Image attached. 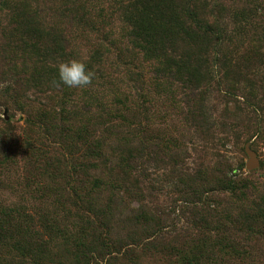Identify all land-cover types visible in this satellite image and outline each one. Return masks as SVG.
<instances>
[{
	"label": "trees",
	"instance_id": "1",
	"mask_svg": "<svg viewBox=\"0 0 264 264\" xmlns=\"http://www.w3.org/2000/svg\"><path fill=\"white\" fill-rule=\"evenodd\" d=\"M16 4L19 0L10 2ZM21 8L0 20V105L10 103L26 113L25 130L32 136L25 146L51 160L54 176L70 163L74 191L68 195L58 187L59 197L79 209L83 232L74 245L67 239V256L51 258L44 239H34L32 223L10 224L13 211L7 210L0 217V250L6 251L0 264H144L143 259L156 256L163 258L158 264H226L223 258L249 255L239 249L243 237L236 236L250 239L261 233L264 194L262 200H248L237 178L229 176L231 165L212 151H207L208 167L216 174L210 178L206 166V177L183 199L199 198V221L204 225L210 218L213 232L199 239L171 236L161 226L163 215L153 218L157 210L145 203L130 204L126 219L116 216L121 202L128 204L125 199L145 200L140 186L147 184V168L157 153L174 168L187 153L175 137L134 143L148 131L150 111L160 115L165 108L178 109L185 128L201 141L202 153L214 143L217 130L243 145L264 132V0H101L86 25L101 31L106 44L84 57L76 49L81 23L68 18L73 30L66 32L38 7ZM112 55L115 62L107 60ZM69 59L82 61L94 73L89 86L53 83L58 64ZM119 75L128 78L126 93L113 91ZM22 85L46 95L38 112L30 110ZM108 90L115 95L110 101L104 97ZM132 110L144 120L129 121ZM221 118L231 122L220 123ZM13 131L11 119L0 117V135ZM102 167L116 181L95 176ZM102 188L109 190L105 199L89 196ZM208 190L214 200L206 196ZM212 204L215 210L206 211ZM184 238H189L185 246L177 247Z\"/></svg>",
	"mask_w": 264,
	"mask_h": 264
},
{
	"label": "rangeland",
	"instance_id": "2",
	"mask_svg": "<svg viewBox=\"0 0 264 264\" xmlns=\"http://www.w3.org/2000/svg\"><path fill=\"white\" fill-rule=\"evenodd\" d=\"M11 1L0 0V20L2 22L7 14L11 12V9H23L21 8L22 6L25 8L38 7L42 10L46 19L59 25L61 24L66 32L73 30L72 26L67 22L68 18L81 23L76 28L78 35L76 49L81 56L84 57L89 52L91 54L97 49L96 46L98 44H106L103 41L101 31L99 32L97 29L92 31V27L86 25L93 22L90 17L96 16L101 6V0H19V4L14 5V8L10 5ZM114 24L118 26L117 23L114 22ZM116 26H114L115 31H117ZM111 39H113V36L110 37ZM115 39L117 41L118 35L115 36ZM109 58L107 60L115 62L114 55ZM112 71H114V68ZM118 79H120L117 82L118 89L114 88L113 91L118 94L120 92H128L130 90L129 87H131L129 82H127L128 78L119 75ZM21 88L22 92H24L23 96H27L31 101L30 110L32 112H38L41 108V103H47L45 100L46 95H40L36 89H27L24 85ZM113 91L108 90L104 92L106 101L114 98ZM3 101L0 99V104H3ZM121 101L122 99L120 98ZM12 105L10 103L8 107L0 105V117H5L7 120L11 119L14 125V133L10 136L0 135V217L1 213L7 216V210H12V222L10 224L21 225L24 223L30 225L32 223L34 239H44L43 243L47 246L46 255L55 259L61 258L64 255L67 256V239L69 245H74L77 238L83 232L82 222L78 216L80 215L79 209L67 206L65 200L59 197L58 187L63 188L67 194L74 191L73 181L70 177V163H67V165L62 164V172L59 176H54L52 173L57 171L50 167L51 160L46 159L42 155H33L35 153L30 151L28 146H25V139L29 140L32 136L28 130H25L27 115L24 111L16 109ZM218 106V111L222 112L224 106L222 104ZM231 107L234 109L233 105ZM148 108L152 107L148 105ZM156 112L150 111L149 124H147L149 125V129L145 133L138 134L135 137L134 143L137 145L141 140L150 141V144L161 141L167 142L169 138L175 137L179 141V145L181 143L184 144L187 153L185 156H182L180 159L181 164L176 168L173 165L171 167L167 161H161L158 155L160 153H157L155 159L149 162L147 168L149 177L147 184L145 187L140 186L141 194L144 195L145 200H140L139 196H135L134 200L125 199L128 200V204L126 205L125 201L121 202L119 206L120 211L116 216L118 220L126 219L129 215L130 204L137 208L145 203L150 209L157 210L156 214L150 213L154 215L153 218L158 219L160 214L163 215L165 223L161 226L171 236L178 235L180 237V235L185 234L186 237L199 239L201 236L208 235V232H213L210 218H208V222L204 225L199 221L200 216L197 215L196 210V207L200 208L202 206L197 201L199 198L192 195L187 200L183 199L186 198L188 193L192 194L196 185H200V178L206 175V173L204 174L205 168L212 161L211 157H208L211 151L219 154L231 165L232 171L229 173V176L233 179L237 178V187L247 192L248 200L259 201V198L262 200L261 197L264 194V132L259 138H255L246 145H243L237 143L232 135H227V133L225 134L223 131L217 130L214 134V143H208L207 147H205L206 149L204 148L205 151L202 153L201 141L194 136V133L190 129L185 128L186 125L178 109L165 108L160 115ZM135 114H137V111L132 110L127 115L128 120L133 123L138 121L137 118L144 120L142 116H136ZM221 115L222 113L216 114L215 120L219 119ZM222 121L231 122V119L221 118V120H218L220 123ZM112 139L114 140L115 136ZM248 144L257 153L260 160V167L253 171L246 168L249 158L245 150ZM56 146L58 148L60 145L57 144ZM211 147L214 149L211 150ZM241 165L244 168L241 169ZM104 168L102 167L97 170L94 175L103 179L116 181V176L107 173L108 170L106 171ZM206 171L210 173V178L213 174H216L210 167L206 168ZM105 172L107 176L103 175ZM46 185L47 187L44 188ZM90 185L91 182L86 191L90 189ZM206 187L210 188L208 185ZM208 191L206 192V196L209 200H214L211 194L215 193H211L210 191L208 193ZM212 191L214 192V190ZM94 195L105 199L109 196V190L102 188L89 196L93 198ZM206 209V211H213L215 210V206L212 204L210 205V209ZM260 231L261 233L254 238L250 236V239L239 233L236 236L243 237L242 241L239 242V249L246 251L253 257L244 255L231 259L223 258L221 260L222 263L264 264V227ZM188 240L189 238L177 240V247L181 248L185 246ZM5 255L6 251L0 250L1 260L4 259ZM162 259L160 256L147 257L142 260V263L158 264L161 263L160 260Z\"/></svg>",
	"mask_w": 264,
	"mask_h": 264
},
{
	"label": "clouds",
	"instance_id": "3",
	"mask_svg": "<svg viewBox=\"0 0 264 264\" xmlns=\"http://www.w3.org/2000/svg\"><path fill=\"white\" fill-rule=\"evenodd\" d=\"M58 80L54 84H63L69 88H84L92 83L94 73L87 65L76 59L62 61L57 66Z\"/></svg>",
	"mask_w": 264,
	"mask_h": 264
},
{
	"label": "water",
	"instance_id": "4",
	"mask_svg": "<svg viewBox=\"0 0 264 264\" xmlns=\"http://www.w3.org/2000/svg\"><path fill=\"white\" fill-rule=\"evenodd\" d=\"M246 152L249 158L246 168L250 171L258 169L260 167V160L257 153L250 148V144L246 146Z\"/></svg>",
	"mask_w": 264,
	"mask_h": 264
}]
</instances>
